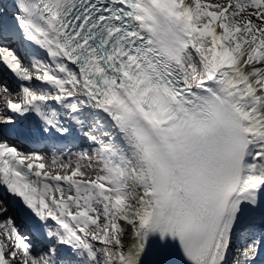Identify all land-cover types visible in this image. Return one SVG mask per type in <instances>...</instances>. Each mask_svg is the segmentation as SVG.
<instances>
[{
    "label": "snow or ice",
    "instance_id": "6c2138e0",
    "mask_svg": "<svg viewBox=\"0 0 264 264\" xmlns=\"http://www.w3.org/2000/svg\"><path fill=\"white\" fill-rule=\"evenodd\" d=\"M0 66V264H264V0H11Z\"/></svg>",
    "mask_w": 264,
    "mask_h": 264
},
{
    "label": "bare ground",
    "instance_id": "6f19581e",
    "mask_svg": "<svg viewBox=\"0 0 264 264\" xmlns=\"http://www.w3.org/2000/svg\"><path fill=\"white\" fill-rule=\"evenodd\" d=\"M126 243H127V241H126Z\"/></svg>",
    "mask_w": 264,
    "mask_h": 264
}]
</instances>
